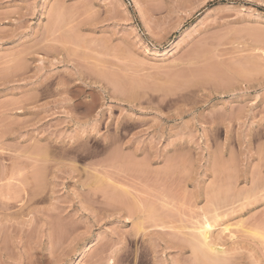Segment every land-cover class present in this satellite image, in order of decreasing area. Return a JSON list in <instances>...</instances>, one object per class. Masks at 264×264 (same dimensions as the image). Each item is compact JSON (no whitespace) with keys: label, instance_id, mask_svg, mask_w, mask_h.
I'll list each match as a JSON object with an SVG mask.
<instances>
[{"label":"rangeland","instance_id":"rangeland-1","mask_svg":"<svg viewBox=\"0 0 264 264\" xmlns=\"http://www.w3.org/2000/svg\"><path fill=\"white\" fill-rule=\"evenodd\" d=\"M214 209L264 264V0H0V264H206Z\"/></svg>","mask_w":264,"mask_h":264},{"label":"bare ground","instance_id":"bare-ground-1","mask_svg":"<svg viewBox=\"0 0 264 264\" xmlns=\"http://www.w3.org/2000/svg\"><path fill=\"white\" fill-rule=\"evenodd\" d=\"M137 199H138V197H137ZM139 199H141V197H139ZM160 199H163V198H160ZM165 199H168V197L167 198H165ZM140 202H144L143 200L141 201V200H139ZM163 201V200H162ZM165 201H167V200H164L163 201V204L164 203H167V202H165ZM139 202V203H140ZM144 204V203H143ZM163 204L161 203V205L163 206ZM167 205V204H166ZM144 206V205H143ZM143 206H141V204H140V207L137 205L136 206V208L138 209V207H139V211H138V213H137V218H139V217H141L142 215L141 214H145V212H147V210L145 211H143V209H145ZM165 206V205H164ZM166 207V206H165ZM147 208V207H146ZM148 209V208H147ZM215 210V209H214ZM213 210V211H214ZM151 212L152 210H149L148 209V212ZM211 212V213H213V214H211L212 215V217H213V215H214V217L212 218L210 215H208V213H210L209 211H208V213L207 212H205L206 214H202V216H199L198 214H196L195 216H198V217H194V219L192 220H190L189 221V223L188 224H190V223H192V222H194V223H192L191 225H188V226H190L191 228H189V229H186V230H190L191 232H189V231H186L185 230V232H183L182 230H181V232L182 233H180V235L181 234H183L184 235V233H187L188 235H184L185 236V243L186 242H189L188 244H186L187 245V248H190L189 250H192L191 252L193 253L192 255L196 258V260L197 259H199L200 260V263H201V260L202 261H207L206 262V264H217V263H219V264H223V262L225 263V264H227V260L225 261V258H221V256H225V252H227L226 251V249L224 250V249H222L221 247L220 248H218V246L219 245H217L218 244V242H219V238L218 237H220V236H218V235H216L217 233L216 232H214V233H216V234H214V235H216V237L214 236V235H212V232H213V229L215 228V222L218 220L217 218H219V217H221L222 215L224 216V214L222 213H220V214H218V213H216L217 212V209L215 210V212ZM127 212H129L130 213V210L128 211H126V215L127 214H129V213H127ZM133 211H131V213H132ZM149 212V213H150ZM219 212V211H218ZM130 213V214H131ZM141 213V214H140ZM149 213H147V215H148V217H151V216H153V215H155L154 213H153V211L150 213V214H153V215H151V216H149ZM166 214H167V212H166ZM200 214V215H201ZM131 215H133V214H131ZM131 215L129 216V215H127V217H131ZM147 215H146V217H147ZM164 214H162V216H163ZM207 215H208V217L210 216L211 218H208L207 217ZM226 215H227V213H226ZM156 216H158V215H155V217ZM161 216V217H162ZM165 216V215H164ZM163 216V220L161 219V218H159V216H158V219L159 220H161V221H163L164 222V220H165V217ZM222 216V217H223ZM145 217V218H146ZM154 217V218H155ZM192 217V218H193ZM153 218V219H154ZM157 218V217H156ZM155 218V219H156ZM220 219H222V218H220ZM168 220V219H167ZM154 222H155V220H153ZM167 222V221H166ZM166 222H164L165 224H166ZM169 222V221H168ZM188 222V221H187ZM218 222V221H217ZM220 222H221V220H220ZM164 223H162V224H164ZM186 223V222H185ZM215 223V224H214ZM218 224V223H217ZM157 225V224H156ZM167 225V224H166ZM221 225V224H220ZM225 226L223 227L224 229V231L225 230H228V226H226V224H224ZM135 226V225H134ZM168 226V225H167ZM182 226V228L184 229V227H183V225H181ZM180 226V227H181ZM187 227V226H186ZM142 228V227H141ZM135 229H136V227H135ZM223 230H221L222 232H223ZM230 230V229H229ZM228 230V231H229ZM217 231V230H216ZM220 231V232H221ZM219 232V233H220ZM218 233V234H219ZM190 235V237H189V239H187V241H186V237L187 236H189ZM260 235V234H259ZM183 236V237H184ZM212 236H214V237H212ZM261 236H262V238H263V236L264 235H262L261 234ZM260 236V237H261ZM188 238V237H187ZM218 239V242H215L216 240ZM264 239V238H263ZM182 243V242H181ZM182 244H184V243H182ZM221 244V243H220ZM188 246H190V247H188ZM218 256H220V258L218 257ZM220 259H222L221 261H222V263H220L219 262V260ZM199 260H198V262H199ZM229 262V261H228ZM201 264H205L204 262H202Z\"/></svg>","mask_w":264,"mask_h":264}]
</instances>
